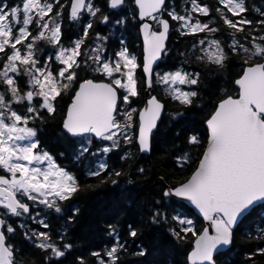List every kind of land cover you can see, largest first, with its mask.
<instances>
[{
    "label": "snow or ice",
    "instance_id": "obj_1",
    "mask_svg": "<svg viewBox=\"0 0 264 264\" xmlns=\"http://www.w3.org/2000/svg\"><path fill=\"white\" fill-rule=\"evenodd\" d=\"M73 26L79 32L70 37ZM133 28L142 38L139 55L123 35ZM177 39L187 41L183 51L174 47ZM173 52L179 63L161 69ZM235 65L240 71L233 75ZM208 75L224 78L225 87L206 96L201 85ZM205 108L203 139L176 133V139L183 135L174 153L182 178L166 180L153 171L159 196L137 202L140 220L128 222L123 233L118 223L108 224L113 242L92 251L91 264H121L127 238L141 240L144 227L190 241L189 264H217L238 224L253 217L264 223V3L0 0V264H36L25 258L24 243L38 250L40 264H65L77 247L70 229L80 209L67 202L94 186L81 183L42 146L57 116L58 136L79 143L74 159L83 163L84 176L121 187L133 164L149 178L152 170L138 161L155 154L163 127L175 128ZM116 150L123 152L120 167L109 163ZM185 203L207 224L198 227L183 211ZM255 239L249 264L257 254L264 257V229ZM148 251L141 246L135 254ZM75 264L89 260L79 255Z\"/></svg>",
    "mask_w": 264,
    "mask_h": 264
},
{
    "label": "trees",
    "instance_id": "obj_2",
    "mask_svg": "<svg viewBox=\"0 0 264 264\" xmlns=\"http://www.w3.org/2000/svg\"><path fill=\"white\" fill-rule=\"evenodd\" d=\"M215 4L216 0H210ZM257 6H261L264 0H251ZM101 6L104 5L105 0H99ZM183 3V0H179ZM179 10V9H178ZM255 15V13H253ZM99 31L106 33L108 29L100 25ZM79 32L78 26H73L68 35ZM121 35L117 32L109 42V53L117 47V38ZM123 35L129 40L130 46L135 45L136 54H140V47L142 38L137 39L136 30L133 28L131 32H125ZM74 38V37H73ZM89 39H92L90 34ZM177 39L174 47L184 50V43ZM67 46V41H64ZM173 60H168L161 64V69L169 70L173 63H179L181 57L177 56L175 52L172 53ZM234 75L240 71L239 66L235 65L230 69ZM139 72V70H138ZM231 79V76L227 77ZM201 87L205 89V95L215 93L219 88L225 87L224 78L216 75H208L202 77ZM229 94H234V89L228 86ZM222 94V93H220ZM63 103V102H62ZM210 108H205L198 112L195 117L187 122H182L175 128L163 127L160 135L156 138L155 154L149 156H142L138 163L146 169H150L149 178H142L139 173L135 171V164L132 168L126 169L130 172L127 177H121V187L112 185H98L97 178L84 176L83 163L77 162L74 157L79 149V143L74 142V148H69L70 142H65L63 138L57 134V126L60 121V116H57L56 123L50 124L44 135L42 146L48 150L52 156L58 160L62 165H68L69 171L77 174L81 183L92 184L93 189L81 190L76 196L70 200L68 206L78 207L80 209L79 222L70 229V236L77 242V247L71 251L66 259L65 264H75V259L79 255H83L89 260L91 264L92 251H99L111 246L113 239L108 235V224H119L120 231L123 233L128 222H139L141 213L136 209V204L149 195L159 196V179L157 175L152 174L153 171H159L160 174L165 175L167 180L169 175L174 178L180 177L181 168L174 163V153L180 148L183 143V135L181 139H176V133H196L202 139L206 136V123L204 117ZM175 144V147L173 145ZM96 147L95 143L90 151ZM130 147V146H129ZM168 149L167 155L164 150ZM135 152V149H133ZM63 153V155H61ZM118 153V154H116ZM116 153H109V163L114 167H120L124 162L120 160V155L123 152L116 150ZM72 167V168H71ZM131 179L132 184H127L126 181ZM183 211L187 213L189 218L193 219L197 226L205 225L204 222L194 213V211L187 205L184 206ZM61 222H56V227L59 228ZM264 229V223H261L258 217H253L241 223L238 229L234 232V243L232 248L220 254L217 258V264H249L248 255L254 250L256 244L259 243L255 237L258 235V230ZM127 251L121 255V264H189L187 255L190 252V241H176L171 237L166 229L156 227H144V236L141 240L133 243V238H127ZM141 246L149 249L144 256H137L135 253ZM23 251L26 254V259L34 258L36 264H40L41 257L38 255V250L27 243L22 245ZM253 264H264V257L253 258Z\"/></svg>",
    "mask_w": 264,
    "mask_h": 264
},
{
    "label": "water",
    "instance_id": "obj_3",
    "mask_svg": "<svg viewBox=\"0 0 264 264\" xmlns=\"http://www.w3.org/2000/svg\"><path fill=\"white\" fill-rule=\"evenodd\" d=\"M142 156H149V154H142ZM185 205H187L189 208H191L193 211H194V213L203 221V218H202V215L201 214H199V212H198V210H196L195 208H194V206H192V205H190V204H187V203H185ZM204 223H205V225L207 224V222L206 221H203ZM241 225V223L240 224H238V226L234 229V232L238 229V227ZM232 248V245L231 246H229V249L227 250V251H229L230 249ZM226 251V252H227ZM225 253V252H224ZM223 254V253H222Z\"/></svg>",
    "mask_w": 264,
    "mask_h": 264
},
{
    "label": "flooded vegetation",
    "instance_id": "obj_4",
    "mask_svg": "<svg viewBox=\"0 0 264 264\" xmlns=\"http://www.w3.org/2000/svg\"><path fill=\"white\" fill-rule=\"evenodd\" d=\"M69 146V148H74V142H70V144L68 145ZM56 162L61 166V167H65L66 169H68V170H70L69 168H68V165H62V164H60L59 162H58V160L56 159ZM72 168V167H71Z\"/></svg>",
    "mask_w": 264,
    "mask_h": 264
}]
</instances>
